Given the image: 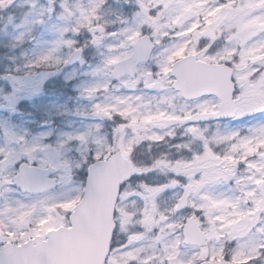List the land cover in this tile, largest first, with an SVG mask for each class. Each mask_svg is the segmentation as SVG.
<instances>
[{
    "label": "snow or ice",
    "instance_id": "1",
    "mask_svg": "<svg viewBox=\"0 0 264 264\" xmlns=\"http://www.w3.org/2000/svg\"><path fill=\"white\" fill-rule=\"evenodd\" d=\"M0 264H264V0H0Z\"/></svg>",
    "mask_w": 264,
    "mask_h": 264
}]
</instances>
